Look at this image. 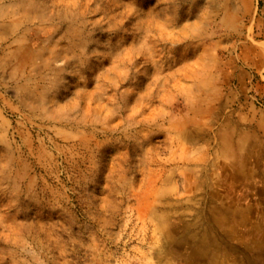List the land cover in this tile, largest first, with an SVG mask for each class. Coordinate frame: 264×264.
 I'll list each match as a JSON object with an SVG mask.
<instances>
[{"label": "rangeland", "instance_id": "1", "mask_svg": "<svg viewBox=\"0 0 264 264\" xmlns=\"http://www.w3.org/2000/svg\"><path fill=\"white\" fill-rule=\"evenodd\" d=\"M0 264H264V0H0Z\"/></svg>", "mask_w": 264, "mask_h": 264}, {"label": "crops", "instance_id": "2", "mask_svg": "<svg viewBox=\"0 0 264 264\" xmlns=\"http://www.w3.org/2000/svg\"><path fill=\"white\" fill-rule=\"evenodd\" d=\"M233 148H235V149H234V151H235V154H236V156H235V157H237V158H238V157H239V156H238L239 154H238L237 152H239V151H240V145L237 143V145H234V147H233ZM251 158H252V157H251ZM261 159H262V158H258V159H257V158H255V157H253V161H261Z\"/></svg>", "mask_w": 264, "mask_h": 264}]
</instances>
